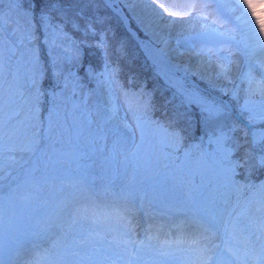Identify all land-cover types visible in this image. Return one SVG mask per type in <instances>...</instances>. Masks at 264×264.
Wrapping results in <instances>:
<instances>
[{"label":"rangeland","instance_id":"1","mask_svg":"<svg viewBox=\"0 0 264 264\" xmlns=\"http://www.w3.org/2000/svg\"><path fill=\"white\" fill-rule=\"evenodd\" d=\"M121 2L133 26L143 37L156 45L166 44L179 51L189 49L188 45L194 44L196 50L204 49L206 61L210 60L208 64L211 75H204L187 66L168 67L156 63L141 50L136 40L129 42L127 53L140 59V65L149 68L153 73L152 84L167 87L164 102L170 106L172 113L180 116L178 125L181 123L180 128L185 130L181 144L183 151L171 152L170 149H165L158 143L162 139V133L154 134L148 128L145 130V148L148 144L158 145L160 164H156L155 160L149 164L146 160L131 155L135 149L129 143L126 162L124 156H120L123 163H114L109 169L107 165L102 168L101 161L97 159L92 164L87 181L68 174L67 178L62 177L63 189L59 182L54 187L44 186L40 191L18 188L17 185L25 179L24 172L31 163L41 153L51 152L49 145L52 141L49 136L52 140H67V134L63 133L61 126L70 128L73 117L83 124L88 118L96 119L101 112L109 113L113 116V122L121 127L129 126V134L135 133L136 144L141 142L140 132L135 128L139 120H159L153 116L154 112L150 108L153 89L147 82L149 76L146 72L131 70L127 75L129 82L123 84L116 75L114 64L106 57L98 66L88 61H76L73 59L74 41H80L76 35L54 17L49 24L58 26L55 34L51 26L42 27L40 21L28 12L33 0H19L18 5L11 4L10 0H2L0 15L8 23L7 30L0 34V97L5 102L3 111H0V121L5 124V133L14 135L12 140H8L6 135L3 144L0 264H9L10 258L21 247H25L28 253L21 256L19 264H32L37 258L40 259V264H202L213 254L220 257L223 264L230 258L227 249L242 250L244 237L264 222V212L257 211L261 202H264V189L260 187L264 185V169H254L251 175L241 173L233 177L236 181L233 185L219 174L210 157H204L200 166H187L178 180L173 179L175 173L172 166L163 167L168 162L164 155L166 152H170L177 163L183 160L184 151H190L194 161L201 159L202 152L211 153L215 146L210 145L208 140L220 132L241 140L244 133H248V139H251L245 123L248 113L242 114L243 106L249 100L246 94L248 85L244 83L241 87L243 90H238L240 95L234 99V105L229 107L227 104L230 94L239 89L237 76L241 68L245 72L249 70L244 55L245 37L242 27L235 20L238 13L226 11L224 15L210 17L216 19L220 27L232 30L235 41L226 46L212 41L190 40L191 35L200 31L199 21L195 22V29L187 23L168 27V21H160L152 13L147 0ZM168 2L183 5L190 0ZM224 2L228 3L230 0ZM42 8H36V12L39 13ZM174 10L179 11L178 8ZM210 11L215 12L214 5ZM260 17L261 15L258 16ZM183 19L187 21L190 18ZM29 23L35 30V37L28 36V31L31 30ZM98 38L102 41L104 35ZM225 47L231 53V75L227 79L217 78L214 74L223 63L220 50ZM254 56L253 60L257 61ZM37 62L41 69L38 74L34 69ZM69 73L76 77L80 87H75L76 81L72 80ZM252 75L257 81L261 79L254 70ZM66 82L69 85L67 91ZM184 89H198L200 95L226 106L224 115L214 120H204L196 106L187 107L183 103L180 92ZM37 91L41 93L38 101L35 98ZM53 92L58 98L61 126H54L50 132L49 116L53 111ZM29 97H32L31 101L28 100ZM251 100L253 107L261 103L259 94ZM73 106H76L75 111ZM66 113L69 114L67 119ZM189 121L192 122L191 127L188 126ZM53 123L55 124V120ZM233 127L240 130L233 132ZM33 140L35 143L31 146L37 150L35 153L20 151ZM60 146L59 143L55 145ZM10 148L14 150L9 151ZM78 197H86V200L77 203ZM244 208H247V218L241 219L238 226L244 228L251 222L250 226L244 231H233L237 213ZM141 211L153 216H164L163 219H171L177 215L199 218L214 214L219 227L218 231L210 232L211 243L201 240L198 245H194V238H176L177 240L168 242L162 238L156 239L150 229L144 228L136 232L133 227L134 215ZM73 218L77 223H72ZM225 225L232 233L231 238L225 235ZM147 237L152 239L149 241Z\"/></svg>","mask_w":264,"mask_h":264},{"label":"snow or ice","instance_id":"2","mask_svg":"<svg viewBox=\"0 0 264 264\" xmlns=\"http://www.w3.org/2000/svg\"><path fill=\"white\" fill-rule=\"evenodd\" d=\"M89 3L95 4L97 0H88ZM105 6L115 4L119 0H100ZM2 3V0H0ZM11 4H19V0H10ZM38 3H43L44 7L39 13L36 12V5ZM152 13L160 21H168V27L176 24H189L191 28L195 29L196 21L200 22V31L195 32L189 37L190 40L198 41H212L217 44L229 45L235 41V36L232 30L222 28L217 25L216 19H210L211 16L219 14L224 15L227 13H238L235 20L238 25L242 27L245 33L244 41V55L246 57V64L248 71L245 72L241 68L237 79L241 83H246L248 85L247 95L249 100L244 104L242 109L243 113H248L247 125L251 130V139H248V133H244L243 140L239 138L229 137L224 132H220L218 135H214V138H209L208 143L214 145V149L211 153L202 152L201 159L193 160L192 153L190 151H184L183 160L177 163L175 159L172 158L170 152L164 153L167 163L163 165L164 168L169 166L173 167L175 175L174 180H178L183 174L184 169L189 165L200 166L203 164L204 157H210L212 163L216 169H218L219 174L227 180L230 184H236L233 177L240 175L241 173H247L251 175L254 169H264V62L254 61L253 56L258 50H264V40L259 39L260 34H264V21L257 17L256 9L252 3V0H230V2L225 3L224 0H190L189 3L183 5H176L169 3L168 0H147ZM215 6V12H211L210 9ZM179 9V11L174 9ZM50 11L58 12L61 16L66 19V13L61 6V0H33V4L29 7L28 12L31 13L34 19H38L40 24L44 28L52 27L53 34H55V29L58 27L55 24H49L52 21V16L49 15ZM114 13L116 12L113 9ZM251 13V15H249ZM27 14V13H26ZM82 15V13H79ZM118 14V13H116ZM217 15V19L219 18ZM180 17V19H177ZM183 17L190 18L185 21ZM11 19L10 17L8 18ZM255 20V23H253ZM8 21L4 16L0 15V34L7 30ZM259 25V33L256 28ZM72 27L74 30L79 31L80 26L76 22H72ZM17 28L19 25L17 24ZM28 36L35 37V30L32 28L31 23H29ZM85 35L88 32L95 34V30L88 26L85 30ZM88 46L86 41H74L75 54L73 59L76 61H81L83 57L82 47ZM98 44L97 47H102ZM188 48L193 54H203L204 49L200 50V53H196L194 44H189ZM211 50H209L210 52ZM34 55V53H33ZM220 59L223 61L219 65L218 70L214 73L217 78L227 79L231 75V53L225 47L220 50ZM210 63L209 61H202L201 66H205ZM53 65L55 66V58H53ZM35 73L41 71L39 63L34 65ZM253 70L261 76V79L257 81L252 75ZM106 73H101L105 75ZM87 75V73H86ZM73 81H76V77L69 73ZM114 83V81H109ZM36 79L35 75L33 78V84L35 85ZM69 85L65 83V90L67 91ZM75 87H80L78 81H76ZM233 90H235V85H233ZM243 90V89H241ZM75 91V88L72 89ZM259 94L261 97V103L255 107L251 106V98ZM41 93L36 92L35 98L38 101ZM64 95V93H61ZM183 97V103L187 107L196 106L199 114L204 120L210 121L217 119L224 115L225 107L221 103H216L215 101L209 100L204 96L200 95L199 90H189L184 89L180 92ZM57 95L53 92V111L49 116V131L51 132L54 126L59 125V105L57 104ZM67 99V97H66ZM29 101L32 97L28 98ZM5 102L2 97H0V111H3ZM67 108V105H65ZM76 110V106H73V111ZM32 109H29L31 113ZM19 115V113H17ZM69 114L66 113L65 119ZM91 116V114H89ZM55 120V124L53 121ZM111 122V123H110ZM188 126H192V122H188ZM258 126V127H257ZM63 128V133L67 134V140L57 138L52 140L51 136L48 138L52 141L49 145L51 152L45 151L41 153L37 159L31 163L28 167L24 176L25 179L22 183L18 184V188H27L35 191H40L44 186L54 187L57 182H59L61 189L64 186V178H67L68 174L77 176L81 181H87L90 170L92 169V164L95 163L97 159L101 161V166L107 165L110 169L115 163L117 165L123 163L120 161L119 157L124 156V162L127 161L129 152L127 151L129 143L132 144L135 151L131 153L133 156H137L140 159L146 160L149 164L155 160L156 164H160V157L157 154V144H148L145 148V130L151 128L154 134L162 133V139L158 143L162 144L165 149H170L171 152L183 151L181 144L184 140V129L175 127L171 124H162L160 121L151 120L147 118H141L139 123L136 124L135 128L139 130L141 142L139 144L135 143V133L129 134V126L124 125L121 127L119 124L113 122V116L109 113L101 112L96 119L88 118L83 124L78 123L73 117L72 124L69 127L61 126ZM240 129L238 127H233L232 131L236 132ZM7 135L8 140L13 139V135L5 133V124L0 121V180L3 179V144L5 141V136ZM207 136V133H204ZM230 142V146H229ZM35 141H31L29 146L26 148H21L22 152H32L35 153L37 150L34 149L31 144ZM59 143L60 147H55ZM198 147V146H197ZM13 151L14 149H8ZM143 155L141 156V152ZM83 161H91L92 163L84 164ZM24 163H29V161H24ZM23 167V165H22ZM182 182V181H180ZM264 189V185L260 186ZM258 212H264V202H261L260 206L257 208ZM247 208L241 209L237 213L236 222L233 224V231H244L250 226L245 225L244 228L238 226V222L241 219H246ZM231 215V213L229 214ZM193 221L198 224L200 228L203 229L204 233L213 232V230L218 231L219 221L216 216L213 215H202L197 218L193 216ZM72 223H77V220L73 218ZM225 235L232 237V233L229 232V228L225 225L224 229ZM149 241L152 237H147ZM201 240H207L211 243L210 237L207 235L201 236L199 239L192 241L194 245H198ZM144 242L142 241L141 244ZM219 247V246H217ZM230 254L228 261L223 262V264H264V222L261 226L254 231H249L248 235L244 237L243 248H237L235 251L227 249ZM222 256V253H221ZM27 264V262H23ZM32 264H40V259L37 258L32 262ZM202 264H222L221 258L216 254L207 257Z\"/></svg>","mask_w":264,"mask_h":264},{"label":"trees","instance_id":"3","mask_svg":"<svg viewBox=\"0 0 264 264\" xmlns=\"http://www.w3.org/2000/svg\"><path fill=\"white\" fill-rule=\"evenodd\" d=\"M61 6L66 13V19L58 12L50 11V15L54 17L60 24L76 35L80 41H86L88 46L82 45L83 61H88L94 65H99L106 57L116 67V74L119 80L127 84V75L131 70L144 69L147 73L148 83L152 82L153 73L148 67L139 64V60L130 55L129 42L133 41L130 33L123 26L118 14L109 7L97 0V3L91 4L88 0H61ZM44 7L43 3H38L36 8ZM79 13H82L79 14ZM76 22L80 26V30L76 31L72 27V22ZM91 26L95 30V34L88 32L85 35V29ZM104 35L103 46L98 38ZM103 51V52H102ZM151 73V74H150ZM153 92L150 98V107L158 118L164 124H171L178 127L179 120L177 116H173L171 108H169L164 100L166 98L167 88L163 85L151 84Z\"/></svg>","mask_w":264,"mask_h":264},{"label":"bare ground","instance_id":"4","mask_svg":"<svg viewBox=\"0 0 264 264\" xmlns=\"http://www.w3.org/2000/svg\"><path fill=\"white\" fill-rule=\"evenodd\" d=\"M121 1L122 0H119V2L111 5L124 16V19H126L129 24H131L130 17L125 11ZM252 3L256 9L257 17L261 15L260 19L264 21V0H252ZM249 15H251V13H249ZM253 23H255V20H253ZM256 30L259 33V25H257ZM242 32L245 37L243 30ZM259 39L264 40V34H260ZM142 44L146 54L149 57L157 60V62H161L163 65L168 67L187 66L192 70L198 71L204 75H211L209 64H206L203 67L201 66L202 61H206L205 53L197 55L193 54L190 49H184L182 51L177 49L174 50L173 48L168 47L166 44L156 45L153 43V41L147 39H145V42H142ZM196 53H200V51L196 50ZM255 57L257 61L264 62V50H258L255 53L254 58ZM96 197L100 196H95V198ZM78 198L79 199L76 200L77 203H81L83 200H86V197ZM163 217L164 216L156 214L153 216V214L141 211L134 215L133 227L136 229V232H140L141 229L144 228L150 229L152 231V236H154L156 239L162 238L168 242L177 240L176 238L199 239L204 235L210 237V233H204L203 229L200 228L190 216L177 215L171 219L167 217L163 219ZM17 251L18 252L10 258L9 264H19L21 256H24L28 253V250L25 249V247H21L17 249Z\"/></svg>","mask_w":264,"mask_h":264},{"label":"water","instance_id":"5","mask_svg":"<svg viewBox=\"0 0 264 264\" xmlns=\"http://www.w3.org/2000/svg\"><path fill=\"white\" fill-rule=\"evenodd\" d=\"M111 7H113L112 5H110ZM114 8V7H113ZM123 23L125 25V27L130 31V33L139 41L141 42V37L139 35H137V33L133 30V28L131 27V25L129 24V22H127L126 19H124V16L121 14ZM143 41V40H142Z\"/></svg>","mask_w":264,"mask_h":264}]
</instances>
